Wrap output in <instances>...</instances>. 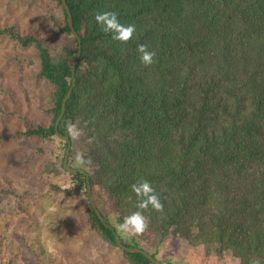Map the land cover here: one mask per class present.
<instances>
[{"label":"trees","instance_id":"trees-1","mask_svg":"<svg viewBox=\"0 0 264 264\" xmlns=\"http://www.w3.org/2000/svg\"><path fill=\"white\" fill-rule=\"evenodd\" d=\"M55 3L60 13L50 14V33L55 41L64 38L60 46L0 20V37L34 49V77L50 87L48 122L25 121L8 81L1 90L8 93L10 108L0 105V112L27 122L11 135L35 138L37 150L48 159L45 174L71 175L66 187L47 182L53 192L62 191L59 202H69L83 189L86 193V179L64 167L67 142L56 136L54 125L71 86L78 39L62 0ZM66 3L80 37V54L58 131L68 135V122L83 130L75 144L70 139L67 163L74 165L72 151L80 147L86 164L76 167L89 173L91 191L99 187L98 195L108 199L117 223L136 210L130 186L140 178L151 182L163 204V212L151 207L144 212L150 223L142 235L123 237L117 223L97 207L105 221L127 247H142L140 240L157 243L172 231L192 245L205 246L207 253H228L239 264H264V0ZM104 10L117 12L124 24H135L131 40L121 43L101 30L94 13ZM139 44L156 52L151 65L141 63ZM9 55L22 69L23 58L16 51ZM7 133H0V139ZM55 139L61 142L58 148ZM4 178L2 210L19 212L32 224L33 216ZM85 205L89 229L111 249L100 264H154L142 253L122 249L88 201ZM14 255L10 251L0 264H15Z\"/></svg>","mask_w":264,"mask_h":264},{"label":"rangeland","instance_id":"rangeland-1","mask_svg":"<svg viewBox=\"0 0 264 264\" xmlns=\"http://www.w3.org/2000/svg\"><path fill=\"white\" fill-rule=\"evenodd\" d=\"M59 13L60 8L55 0H0L1 23H15L20 32L47 37V43L50 45L60 46L64 39L55 41L57 36L54 37L50 33L53 26L49 16H57ZM15 51L23 58L22 69L17 67L18 63L9 55ZM33 51L32 47H21L5 37H0V105L10 108L5 96L8 93L1 90L3 82L8 81L16 108L20 114H24L25 121L46 123L48 115L45 109L49 104L47 94L50 87L48 83L34 77L37 67ZM22 122L24 121L16 115H4L0 112V133L9 132L8 138L0 139V185L6 183L4 176L9 179L11 187L17 192V198L34 219L32 224L28 225L19 212L5 214L0 202V234H3L0 235V258L7 260L8 254L13 251L14 257L16 256L15 264H46L47 260L50 264H100L111 249L89 229L85 221L84 208L88 201L85 190L78 192L79 196L74 195L69 202L58 201V198L62 197V191L53 192L47 182L66 187L71 184V175L66 171L57 174H45L42 171L48 159L37 150L35 138H18L11 135L13 129H23ZM54 143L57 148L61 145L57 139ZM41 146L48 150L47 145L41 143ZM78 151L83 153L76 145V149L72 151L73 159ZM60 152L61 150L57 149V155L60 156ZM72 165L76 167L75 161ZM99 190L98 186H93V203L112 223H117L112 206L108 199L98 195ZM122 236L128 237L124 233ZM139 243L147 252L154 253L155 257L163 262L171 258L179 260L181 264H205V260L209 259L216 264L217 261L221 262V255H226L225 263L239 264L228 253H207L205 246L192 245L172 231L157 243L153 240H140ZM41 248L43 252L39 254Z\"/></svg>","mask_w":264,"mask_h":264},{"label":"clouds","instance_id":"clouds-1","mask_svg":"<svg viewBox=\"0 0 264 264\" xmlns=\"http://www.w3.org/2000/svg\"><path fill=\"white\" fill-rule=\"evenodd\" d=\"M94 19L104 33L110 34L113 40L121 43L131 40L136 31L135 24L122 23L118 13L111 10L95 12ZM137 53L141 63L145 66L151 65L156 57V52L150 50L146 44L137 45ZM66 130L68 137L73 141L79 140L83 134V130L73 122L67 123ZM89 143H91V139H89ZM74 161L77 166L86 164L83 153L79 151L76 152ZM130 187L137 197L136 210L124 216L122 222L117 223L115 227L118 231L129 236L142 235L150 223V218L144 215V212L149 207L157 212H163V204L150 181L140 178Z\"/></svg>","mask_w":264,"mask_h":264},{"label":"water","instance_id":"water-1","mask_svg":"<svg viewBox=\"0 0 264 264\" xmlns=\"http://www.w3.org/2000/svg\"><path fill=\"white\" fill-rule=\"evenodd\" d=\"M62 4L67 12V21H68V24L70 26V29L72 31V33L74 34V36L78 39V48H77V53H76V56L74 57L73 61H72V70H71V73H72V82H71V86L69 87L68 91L66 92L63 100H62V104H61V109H60V112L56 118V121H55V125H54V128H55V134L58 138L60 139H63L67 142V148H66V151H65V154H64V157H63V164H64V167L68 170H70L71 172H76V171H79V172H82L85 174V179H86V196L88 198V202L89 204L91 205V207L94 209V211L96 212L98 218L104 222V224L110 228L112 231H113V234L115 236V239H116V243L122 248V249H125L127 251H130V252H139V253H142L144 254L150 261H152L154 264H170L168 262H163L161 261L160 259L156 258L155 256H153L151 253L147 252L144 248L142 247H139V246H134V247H127L125 244H123V242L121 241L120 237H119V234L114 230V227L111 223L105 221V217L103 215V213H101L97 207L95 206V204L93 203V200L91 199V188H92V185H91V182L89 180V173L83 169V168H80V167H72L70 165H68L67 163V160H68V154H69V150H70V146H71V142H70V138L68 137V135L66 134H61L59 133L58 131V124L64 114V111H65V108H66V99L68 98L69 94L71 93V90H72V87L74 86L75 84V76H74V66H75V62H76V58L79 56L80 54V37H79V34L78 32L74 29V26H73V23H72V18H71V13H70V10H69V7L66 3V0H62ZM258 261L256 260L255 261V264H257Z\"/></svg>","mask_w":264,"mask_h":264},{"label":"flooded vegetation","instance_id":"flooded-vegetation-1","mask_svg":"<svg viewBox=\"0 0 264 264\" xmlns=\"http://www.w3.org/2000/svg\"><path fill=\"white\" fill-rule=\"evenodd\" d=\"M225 257H226V255H221V257H220V260H221V262H218L217 261V263L216 264H228V263H225ZM210 262L211 264H214L213 262H212V260H209V259H207V260H205V264H208L207 262ZM235 261H237V259L235 260ZM165 262H168V263H170V264H181V262H179V260H173V259H171V258H168V259H166L165 260ZM250 264H255V260L254 261H252ZM258 264V263H257Z\"/></svg>","mask_w":264,"mask_h":264},{"label":"bare ground","instance_id":"bare-ground-1","mask_svg":"<svg viewBox=\"0 0 264 264\" xmlns=\"http://www.w3.org/2000/svg\"><path fill=\"white\" fill-rule=\"evenodd\" d=\"M90 195H91V193H90ZM88 199V198H87Z\"/></svg>","mask_w":264,"mask_h":264}]
</instances>
